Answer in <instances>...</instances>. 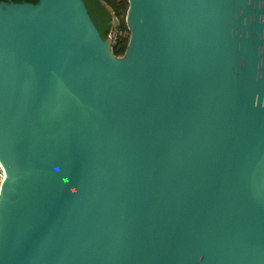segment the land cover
I'll list each match as a JSON object with an SVG mask.
<instances>
[{"label":"water","instance_id":"water-1","mask_svg":"<svg viewBox=\"0 0 264 264\" xmlns=\"http://www.w3.org/2000/svg\"><path fill=\"white\" fill-rule=\"evenodd\" d=\"M128 4L0 1V264H264V0Z\"/></svg>","mask_w":264,"mask_h":264},{"label":"trees","instance_id":"trees-1","mask_svg":"<svg viewBox=\"0 0 264 264\" xmlns=\"http://www.w3.org/2000/svg\"><path fill=\"white\" fill-rule=\"evenodd\" d=\"M10 1L35 3L38 0ZM83 2L102 39H106L108 37L112 27H115L118 31H120L116 42L112 45V51L116 56L123 55L127 48L130 35L125 23V16L129 6L128 0H83ZM113 18H116L117 20L116 25L113 23Z\"/></svg>","mask_w":264,"mask_h":264},{"label":"built area","instance_id":"built-area-1","mask_svg":"<svg viewBox=\"0 0 264 264\" xmlns=\"http://www.w3.org/2000/svg\"><path fill=\"white\" fill-rule=\"evenodd\" d=\"M119 34H120V31H118L115 27H112V29L110 30L108 34V39L110 40L111 45H113L116 42ZM3 180H4V170L0 166V183Z\"/></svg>","mask_w":264,"mask_h":264},{"label":"bare ground","instance_id":"bare-ground-1","mask_svg":"<svg viewBox=\"0 0 264 264\" xmlns=\"http://www.w3.org/2000/svg\"><path fill=\"white\" fill-rule=\"evenodd\" d=\"M0 166L2 167V169L4 170L3 164L0 161ZM4 178H5V171H4Z\"/></svg>","mask_w":264,"mask_h":264},{"label":"rangeland","instance_id":"rangeland-1","mask_svg":"<svg viewBox=\"0 0 264 264\" xmlns=\"http://www.w3.org/2000/svg\"><path fill=\"white\" fill-rule=\"evenodd\" d=\"M113 23L116 24L117 23V20H116V22L113 20Z\"/></svg>","mask_w":264,"mask_h":264}]
</instances>
